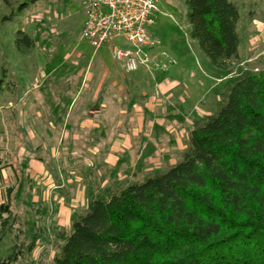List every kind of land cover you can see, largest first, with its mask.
Here are the masks:
<instances>
[{"label": "rangeland", "instance_id": "rangeland-1", "mask_svg": "<svg viewBox=\"0 0 264 264\" xmlns=\"http://www.w3.org/2000/svg\"><path fill=\"white\" fill-rule=\"evenodd\" d=\"M231 1L240 41L226 70L213 67L189 37L185 1L158 0L149 31L177 64L127 73L107 46L94 50L80 38L82 0H0V203L19 220L0 243V256L17 243V264H54L62 245L57 234L69 232L90 192H118L175 164L190 129L217 110L229 86L264 72V0ZM18 30L32 38L31 47H17ZM146 104L153 110L149 125L144 120V133L133 136ZM122 134L145 147L111 151Z\"/></svg>", "mask_w": 264, "mask_h": 264}, {"label": "trees", "instance_id": "trees-1", "mask_svg": "<svg viewBox=\"0 0 264 264\" xmlns=\"http://www.w3.org/2000/svg\"><path fill=\"white\" fill-rule=\"evenodd\" d=\"M184 1L189 37L213 67L226 70L238 56V7ZM17 33V47L33 45ZM16 222L0 203V243ZM57 235L54 264H264V72L229 86L217 110L190 129L179 161L118 192H90L86 210ZM22 253L14 243L0 264H17Z\"/></svg>", "mask_w": 264, "mask_h": 264}, {"label": "built area", "instance_id": "built-area-1", "mask_svg": "<svg viewBox=\"0 0 264 264\" xmlns=\"http://www.w3.org/2000/svg\"><path fill=\"white\" fill-rule=\"evenodd\" d=\"M158 0H82L80 38L94 50L107 46L112 59L127 73L167 71L177 64L162 41L149 31ZM163 15H167L163 12ZM119 39L120 43L114 40Z\"/></svg>", "mask_w": 264, "mask_h": 264}, {"label": "crops", "instance_id": "crops-1", "mask_svg": "<svg viewBox=\"0 0 264 264\" xmlns=\"http://www.w3.org/2000/svg\"><path fill=\"white\" fill-rule=\"evenodd\" d=\"M143 71H145V70H143ZM174 80H177V79H174ZM153 110H151V108H149V106H147V104L145 105V108H144V110L142 109V112H141V123L138 125V127H136V129H135V131L136 132H133L132 133V135L133 136H137V135H139V134H143L144 133V129H143V127H144V120H146L147 119V124H146V126L147 125H149V121H150V115H151V112H152ZM161 112L163 111V109H161L160 110ZM179 115V114H178ZM182 115V114H181ZM179 123H181V122H179ZM183 127V126H182ZM182 130H186V128H183ZM143 131V132H142ZM146 134V133H145ZM146 135H149V134H146ZM122 138H118V139H116V141H114V142H112L111 143V145H110V150L111 151H116V150H122V151H125V149L127 150L129 147H131V148H133L134 149V147L136 148V149H140V152H141V148H143V147H145V143H143L144 145H141V144H139V145H135V146H133V144L132 143H130V135L129 134H122ZM120 137V136H119ZM149 137V136H148ZM148 139L151 141L152 139H150V138H147V141H148ZM150 141H148V142H150ZM153 142V143H152ZM154 142H155V140H152L150 143L153 145V146H156V144L154 145ZM181 141L179 140V142L176 140L175 141V144H174V148H176V149H180V147H181ZM118 161V160H117ZM117 161H116V163H117ZM119 162H120V160H119ZM118 162V163H119ZM34 167L36 168L37 167V164H34ZM87 206V205H86Z\"/></svg>", "mask_w": 264, "mask_h": 264}, {"label": "water", "instance_id": "water-1", "mask_svg": "<svg viewBox=\"0 0 264 264\" xmlns=\"http://www.w3.org/2000/svg\"><path fill=\"white\" fill-rule=\"evenodd\" d=\"M8 206H6V208H7Z\"/></svg>", "mask_w": 264, "mask_h": 264}]
</instances>
